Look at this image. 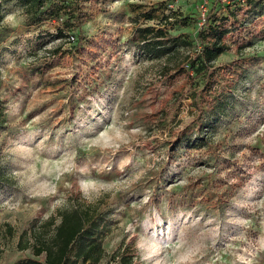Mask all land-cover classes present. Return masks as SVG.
I'll return each instance as SVG.
<instances>
[{
	"label": "rangeland",
	"instance_id": "1",
	"mask_svg": "<svg viewBox=\"0 0 264 264\" xmlns=\"http://www.w3.org/2000/svg\"><path fill=\"white\" fill-rule=\"evenodd\" d=\"M204 7L206 17L238 15L198 116L190 95L204 80L179 74L198 45L155 57L134 39L138 25L176 10L193 19L171 32L193 36ZM85 11L76 47L77 31L57 35L62 20L27 25L19 0H1L0 162L10 179L0 184V264L33 257L22 237L73 201L111 211L99 264H122V254L134 264H264V8L87 0Z\"/></svg>",
	"mask_w": 264,
	"mask_h": 264
},
{
	"label": "trees",
	"instance_id": "2",
	"mask_svg": "<svg viewBox=\"0 0 264 264\" xmlns=\"http://www.w3.org/2000/svg\"><path fill=\"white\" fill-rule=\"evenodd\" d=\"M19 1L25 7L27 25H36L51 18L60 19L62 21L57 27V35L69 38L71 37L68 35L70 32L77 31L75 46L80 47L83 44L85 38L83 22L87 16V11H85L87 0ZM246 2L251 11H260L264 8V0H246ZM229 9V14L221 16L210 9L206 20L197 26L193 36L187 32H171L175 25L186 26L192 22L193 18L190 15L179 10L172 11L169 15L164 14L158 24L144 22L136 27L137 37L134 41L142 52L150 56L171 55L183 47H194L195 45L200 47L198 51L195 49L194 56H187L186 66L179 71V74H192V82L199 78L204 80L203 87L198 85L190 95L193 104L199 109L198 116L203 112V109L199 107L200 98L203 97L208 103L212 99L210 96L206 97V94L217 82L214 62L231 48L223 40L225 34L232 31L235 26L233 16L238 15V9ZM155 11L156 9L141 12L134 21L140 22L139 19L142 16L151 20L155 17ZM209 36L213 37V41L207 40ZM58 48L53 49L52 52L57 53ZM168 77L172 80L174 75ZM7 123L6 104L0 98V129L5 128ZM196 130H201L200 123H197ZM198 139L202 141L201 138ZM177 141L180 143L181 137ZM186 142L188 148L200 147V143ZM209 149L215 153L212 146ZM170 156L173 160L172 151ZM9 179V174L0 162V184H4ZM110 212L108 208L102 206L100 201H73L72 205L58 209L55 214L35 224L28 233L26 241L22 237L20 246L31 248L34 256L19 260L14 264H99L107 256L103 237L109 230ZM120 261L122 264H134L133 258L125 254L120 256Z\"/></svg>",
	"mask_w": 264,
	"mask_h": 264
},
{
	"label": "built area",
	"instance_id": "3",
	"mask_svg": "<svg viewBox=\"0 0 264 264\" xmlns=\"http://www.w3.org/2000/svg\"><path fill=\"white\" fill-rule=\"evenodd\" d=\"M0 4H1V0H0ZM206 12H207V8L204 7V10H203V13H202V19H203V21L206 20ZM71 38L74 39V38H75L74 35H71ZM199 49H200V47L198 46V47L196 48V50L198 51Z\"/></svg>",
	"mask_w": 264,
	"mask_h": 264
}]
</instances>
